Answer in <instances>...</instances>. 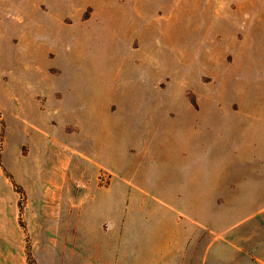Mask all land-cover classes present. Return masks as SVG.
Segmentation results:
<instances>
[{
  "label": "rangeland",
  "instance_id": "374dc122",
  "mask_svg": "<svg viewBox=\"0 0 264 264\" xmlns=\"http://www.w3.org/2000/svg\"><path fill=\"white\" fill-rule=\"evenodd\" d=\"M69 166L76 207L122 193V228L135 191L264 235V0H0V264L46 257L29 196ZM158 213L166 235L183 225Z\"/></svg>",
  "mask_w": 264,
  "mask_h": 264
},
{
  "label": "crops",
  "instance_id": "0c3cea01",
  "mask_svg": "<svg viewBox=\"0 0 264 264\" xmlns=\"http://www.w3.org/2000/svg\"><path fill=\"white\" fill-rule=\"evenodd\" d=\"M135 137L136 133H129L127 139L130 141ZM69 168L71 169L70 166L67 167L64 173L65 179L55 184L52 182L53 187L49 186V180L40 176V183L47 185L42 190L44 195L42 194L40 203L29 196L26 212L34 210V215H28L29 226L31 231L35 230L41 235L39 239L35 237L34 249L45 250L42 254L46 257L38 258L41 264H264V235L256 237V240H246L245 235H242L253 232L255 225L252 221L218 232L204 226L201 220L177 210L176 206L166 203L177 198L174 194H168L167 200H154L157 203L153 207L144 194L132 191L128 195L127 221L122 228V193L118 189L116 191V188L110 193H83L76 207L74 171ZM86 173L90 177V171ZM97 173L93 172L94 181ZM85 180L87 181L86 177ZM25 187L31 195V187ZM97 200L104 202L102 208L98 206L96 211L93 208L90 210L91 202ZM158 212L165 218L174 214L172 217L183 225L166 235L163 228L153 227L155 223L152 219L159 215ZM143 217L144 226L141 224ZM32 220H35L34 223H31ZM106 221L109 225L107 231L104 228ZM75 227L85 240H74ZM256 229H260L259 226ZM261 229L264 233L263 226ZM59 230L65 232V241H59L57 235H53ZM159 231L160 234L165 233L162 241L154 237ZM137 232H144L149 238L146 240L144 254L139 247L141 242L136 240ZM202 232L206 234L203 241ZM112 234L113 241L104 239Z\"/></svg>",
  "mask_w": 264,
  "mask_h": 264
},
{
  "label": "trees",
  "instance_id": "16d2710c",
  "mask_svg": "<svg viewBox=\"0 0 264 264\" xmlns=\"http://www.w3.org/2000/svg\"><path fill=\"white\" fill-rule=\"evenodd\" d=\"M15 186L17 187V188H20V186L17 184V183H15ZM22 203V202H21ZM31 258V257H30Z\"/></svg>",
  "mask_w": 264,
  "mask_h": 264
}]
</instances>
